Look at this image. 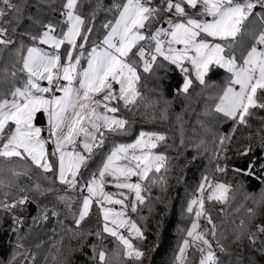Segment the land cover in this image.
Instances as JSON below:
<instances>
[{
	"label": "snow or ice",
	"instance_id": "obj_1",
	"mask_svg": "<svg viewBox=\"0 0 264 264\" xmlns=\"http://www.w3.org/2000/svg\"><path fill=\"white\" fill-rule=\"evenodd\" d=\"M82 6L83 0H61L59 8L53 9L60 19L35 21L39 30L24 33L31 43L14 48L17 41L10 32L17 31L24 4L0 0V55L14 52L11 66L0 67V173L18 177L28 175L34 167L53 173L54 181L69 189L86 193L74 217L76 227L95 205L102 220L97 238L102 240L107 234L118 241L121 264H143L145 251L130 237L134 234L145 239L144 232L127 215V202L131 195V210L136 212L146 200V187L141 182L163 181L164 177L157 174L162 169L167 171L168 157L154 150L166 141V135L141 131L134 142L114 145L90 177L85 178L81 168L87 167L93 148L104 144L106 132L128 133L129 120L116 114L121 107L136 109L142 96L138 87L141 74L156 75L158 70H170V66L183 74L178 90L183 94H189L196 83L202 89L213 87L206 77L213 67L223 70L225 83L205 114L231 121L233 131L238 126L249 127L254 110L264 111V0H117L106 9L111 18L99 31L96 12L92 11L89 19L81 14ZM245 37L251 41L246 47ZM208 98H212L211 93ZM38 112L48 115L51 141L33 124ZM227 139L221 136L220 145ZM49 142L54 145L51 153L46 147ZM78 142L83 151L77 150ZM248 151L250 146L242 154ZM252 167L249 165L246 175H254ZM216 170L224 172L226 168ZM132 177L139 182H133ZM11 184V180L6 183L0 179L2 187ZM109 185L118 191H105ZM206 185L213 188L209 201L228 202L230 186H213L204 177L200 191ZM40 189L37 185L36 190ZM28 199L25 195L12 202L5 199L0 201V208L11 211ZM204 204L203 198H195L187 207L189 214L195 209V219L178 250L177 264H187L190 247L200 254L198 264H222L214 248L227 252L220 242L223 234L218 235ZM106 205H120V209ZM248 214L254 216L253 210L248 209ZM202 217L210 228L201 230ZM255 227V232L248 233L253 247L264 236V222ZM239 228L246 230L244 221ZM22 247L17 244V248ZM91 247L96 264H111L103 248ZM257 250L264 253V247ZM10 264H17L15 255Z\"/></svg>",
	"mask_w": 264,
	"mask_h": 264
},
{
	"label": "trees",
	"instance_id": "obj_2",
	"mask_svg": "<svg viewBox=\"0 0 264 264\" xmlns=\"http://www.w3.org/2000/svg\"><path fill=\"white\" fill-rule=\"evenodd\" d=\"M22 2L24 10L16 32H10L12 39L20 43H31L25 32L35 34L41 23L60 19L53 9L60 6L61 0H14ZM117 0H83L81 14L91 19L90 13L96 12L97 31L106 19L111 18L110 9ZM251 41L243 40L246 47ZM14 52L0 55V67L8 64ZM226 73L213 67L206 79L214 86L202 89L196 83L189 94L179 93L183 85L182 73L170 66V70H158L156 75L142 73L139 83L137 107L128 111L121 107L118 116L129 120L128 133L115 135L105 133L104 144L94 147L87 167L81 172L85 178L97 172L113 146L132 142L141 131L165 134L166 141L156 148L158 153L168 157L167 171L161 170V183L150 184L144 181L146 196L144 205L131 214L143 230L145 239L134 238L133 244L145 251L143 264H177L176 256L187 230L190 228L194 212L189 214L187 207L197 196L204 177L209 181L222 182L230 186L229 200L226 204L206 201L205 210L211 214L223 234L220 242L227 252L217 254L222 264H264V253L258 251L264 245L257 239L255 247L248 241V233L256 231V225L264 222V111L256 109V115L250 118V126H238L233 131V123L215 114L206 115L205 110L213 105L215 97L225 83ZM211 93L212 98H208ZM228 139L220 145V137ZM247 155L242 153L248 147ZM30 163V162H29ZM249 165L254 175H246ZM218 167L226 168L219 172ZM237 169L243 171H237ZM0 179L12 181L10 187L0 186V201H14L21 195H31L37 209L33 215L19 207L5 211L0 208V264H10L13 255L17 264H96L92 257V245L97 250L103 248L108 253L111 264H121L122 249L115 238L104 234L103 239L95 233L98 218L89 216L76 227L74 217L69 216L68 204L56 200L66 186L54 181L53 173H43L31 167L28 175L11 177L9 173H0ZM83 183V181H81ZM40 185L41 189L36 190ZM24 189V191H21ZM44 189H47L45 191ZM5 193L8 195L5 196ZM80 195L77 204L81 203ZM223 209V212L221 211ZM248 209H252L251 218ZM48 215L47 221L37 222V215ZM21 215V221L17 219ZM97 221V222H96ZM244 221L246 230L240 231ZM91 233V235H89ZM237 235L240 239L237 240ZM215 243V242H214ZM17 244L22 248H17ZM119 253V254H118ZM199 252L190 247L187 252V264H198Z\"/></svg>",
	"mask_w": 264,
	"mask_h": 264
},
{
	"label": "rangeland",
	"instance_id": "obj_3",
	"mask_svg": "<svg viewBox=\"0 0 264 264\" xmlns=\"http://www.w3.org/2000/svg\"><path fill=\"white\" fill-rule=\"evenodd\" d=\"M182 77H183V74H182ZM183 81H184V78H183ZM43 114L44 115V117H45V120H46V124L47 125H49L50 126V124H49V118H48V115H47V113H44V112H38V113H36V116H35V118H34V120H33V124H34V126L35 127H39V126H37L36 125V118H37V116L39 115V114ZM117 115V114H116ZM118 116V115H117ZM40 129H41V135H42V137H44V138H46V139H48L49 141H51V137H50V135H49V133H47L45 136L43 135L44 133H45V129H44V127H39ZM138 137V136H137ZM136 137V138H137ZM135 138V139H136ZM134 139V140H135ZM134 140L132 141V142H134ZM129 143H131V142H129ZM46 147L48 148V150H49V152L51 153L53 150H54V145L51 143V142H49L47 145H46ZM77 150H79V151H83V149L81 148V147H79V142H78V147H77ZM155 152H157L156 151V149L154 150ZM158 153V152H157ZM53 159H55V158H53ZM82 169V168H81ZM110 179V178H109ZM132 179V181L133 182H139L138 181V178L137 177H132L131 178ZM144 182V181H143ZM143 182H141V183H143ZM210 182H211V185H215L216 183H222V182H215V181H213V180H210ZM225 184V183H224ZM225 185H227V184H225ZM105 191H107V192H110V193H115V192H117L118 190L117 189H115L114 187H112V186H106L105 187ZM212 191H213V188L211 187V186H205V188L203 189V191H200L199 190V192H198V194H197V196L195 197V198H203V200H204V202L206 203V201H209L208 200V197H209V195H211V193H212ZM80 195V197H81V203H82V197H83V195H86V193H81V192H79V191H75V190H71V189H69V188H65V190L64 191H62V193H60V194H57L56 196H55V198H56V200H58V201H60V202H64V204L66 203V204H68L67 205V207H68V215L69 216H71L72 218L75 216V215H77L78 214V212H79V209H80V206H79V204L78 205H76L77 204V198H78V196ZM194 198V199H195ZM81 203H80V205H81ZM128 205H129V207L127 208V215L129 216V217H131V214L133 213L132 212V210H131V203H132V196L130 195V197H129V200H128ZM106 207H114V208H116V209H120V205H106ZM204 207H205V204H204ZM94 216L95 218H98V222L96 223V227H98V228H101V224H102V220H101V215H100V212H99V209L95 206V205H93V207H92V209H91V212H90V214H89V216ZM88 216V217H89ZM90 216V217H91ZM88 217H86V218H88ZM195 219V215H194V217H193V220ZM193 220H192V222H193ZM191 222V223H192ZM199 223H200V225H201V230H204V229H208V228H210V226L207 224V220L205 219V218H201L200 219V221H199ZM139 226V225H138ZM190 227H191V225H190ZM119 231H122L123 233H124V235L125 236H128V233L126 232V231H124L123 229H120ZM134 238H137L134 234H133V236L132 237H130V239H131V242L133 243V239ZM210 240L212 239V237H211V235H209V237H208ZM189 250V249H188ZM188 250H187V252H188ZM214 250H215V252L217 253V251L219 250V247H215L214 248ZM187 252H186V255H187Z\"/></svg>",
	"mask_w": 264,
	"mask_h": 264
},
{
	"label": "built area",
	"instance_id": "obj_4",
	"mask_svg": "<svg viewBox=\"0 0 264 264\" xmlns=\"http://www.w3.org/2000/svg\"><path fill=\"white\" fill-rule=\"evenodd\" d=\"M46 131H47V133H50V126L46 125ZM25 196H28V197H29L27 203H25L24 205H18V206H17V207H19V208L21 209L22 212H24L26 209L29 210V205H30L32 202H34L33 197H32L31 195H25ZM8 201H9V202H12L11 200H8ZM48 218H49V216H48L47 214H46L45 216H44V215H41V216L37 215V222H40V221H47ZM17 220H19V222L22 220V219H21V215L18 217ZM17 224L19 225V223H17ZM33 262H34L33 258L30 259V264H33Z\"/></svg>",
	"mask_w": 264,
	"mask_h": 264
},
{
	"label": "water",
	"instance_id": "obj_5",
	"mask_svg": "<svg viewBox=\"0 0 264 264\" xmlns=\"http://www.w3.org/2000/svg\"><path fill=\"white\" fill-rule=\"evenodd\" d=\"M36 125L39 126V127H44L46 126V120H45V117L43 114H39L36 118ZM37 209V205L36 203L32 202L30 205H29V211H30V215H33L35 213Z\"/></svg>",
	"mask_w": 264,
	"mask_h": 264
},
{
	"label": "crops",
	"instance_id": "obj_6",
	"mask_svg": "<svg viewBox=\"0 0 264 264\" xmlns=\"http://www.w3.org/2000/svg\"><path fill=\"white\" fill-rule=\"evenodd\" d=\"M47 125V124H46ZM49 126V125H48ZM44 129H45V133L43 134L44 136L47 134V131H46V126H44Z\"/></svg>",
	"mask_w": 264,
	"mask_h": 264
}]
</instances>
